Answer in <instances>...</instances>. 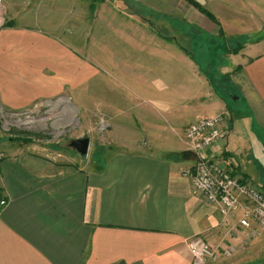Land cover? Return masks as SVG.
I'll return each instance as SVG.
<instances>
[{
    "label": "crops",
    "instance_id": "0c3cea01",
    "mask_svg": "<svg viewBox=\"0 0 264 264\" xmlns=\"http://www.w3.org/2000/svg\"><path fill=\"white\" fill-rule=\"evenodd\" d=\"M83 1L0 0L13 18L42 19L27 33L36 47L61 53L57 76L39 79L48 89L86 83L83 61L68 54L78 48L68 31L59 25L64 36L56 38L39 27L71 11L77 23L90 10ZM101 1L105 26L91 40L90 97L113 116L116 147L89 164L30 149L0 162V201L9 202L0 217V264H191L186 241L194 236L222 252L208 264H264V230L253 236L236 218L224 219L184 176L197 160L185 130L228 114L229 132L209 156L264 188V1L194 0L211 17L190 4L181 27L180 0ZM144 18H163L172 40ZM180 31L184 42L176 40ZM32 61L26 64H40ZM201 65H216L217 77ZM236 93L242 101L233 103Z\"/></svg>",
    "mask_w": 264,
    "mask_h": 264
},
{
    "label": "rangeland",
    "instance_id": "374dc122",
    "mask_svg": "<svg viewBox=\"0 0 264 264\" xmlns=\"http://www.w3.org/2000/svg\"><path fill=\"white\" fill-rule=\"evenodd\" d=\"M50 1L52 2V0ZM60 1L58 0V3H56L57 7L60 5ZM71 1L74 3V0ZM262 1L264 0H259L261 6ZM51 5L52 7L55 6V4ZM82 5L83 7L90 5L91 11L89 10L87 15L82 12V17L79 18L77 23L73 11L66 13V17L63 16L62 18L61 16L60 21L58 17L47 18L46 20L50 25L41 23L42 21L39 23V27L48 31L53 30L52 33L48 34L56 38L64 36L58 32V29H60L58 26H62V28H65L64 30L68 31L65 35L70 37L72 45L78 47L68 51L72 58L83 61V77L86 83H83L76 90L68 84L62 89L56 87L48 89L45 83H39L42 82L39 79H43L44 76H46L45 78H50L51 75L57 76L58 70L61 68L59 61L61 53L58 54L59 51L36 47L33 33H27V31L33 30L31 28L33 21L42 19L13 18L7 14L8 12L0 3V65L3 62L5 63L0 70V151L4 152L7 157L16 151L30 149L43 154H65L67 157L70 155L82 164H85V162L89 164L93 159L104 158L103 155L106 152L108 153L116 147L113 144V124L115 123L113 116L108 114V109H97L96 106H92L91 84L89 82L93 52L91 40L92 37L99 34L100 27L105 26L103 22L105 18H101L100 13L106 10L107 7L102 5L101 0H84ZM189 5L188 2L185 3L180 0V10H184L180 12L178 18L180 27L187 24L184 15L186 14L185 9L189 8ZM191 6L196 9L195 6ZM86 8L88 9V7ZM142 20H145L149 26H156V35H162L166 40H172L171 35H175L164 30L165 26H170L163 21V18H144ZM212 21L219 25L216 18H213ZM177 36L176 40L179 42L186 40L185 34L183 35L181 31ZM12 37L19 45L9 43ZM1 41L9 43L7 48L1 45ZM33 46L35 48H28ZM63 53L66 54V51H63ZM44 57L49 66L42 65ZM33 58L36 62L39 61L40 64L32 66ZM15 60H18L17 66L13 64ZM28 61L32 63L27 65ZM215 66L201 65L198 68L203 70L204 73L206 72L205 74H208L210 78H216L217 69ZM223 89L224 87H222ZM17 97L19 100H15ZM230 100L233 103H238L242 101V98L239 99V95L236 93L230 97ZM124 120H122L123 126L126 127L125 124L129 126L130 117ZM86 136L91 139L87 156H81L76 152H68L59 147L66 139ZM184 140L187 143L186 138ZM66 161L73 162L70 157L66 158ZM97 165L99 166V164Z\"/></svg>",
    "mask_w": 264,
    "mask_h": 264
},
{
    "label": "built area",
    "instance_id": "2783aa9c",
    "mask_svg": "<svg viewBox=\"0 0 264 264\" xmlns=\"http://www.w3.org/2000/svg\"><path fill=\"white\" fill-rule=\"evenodd\" d=\"M228 118V114L203 118L186 129L189 150L197 160L193 169L187 170L184 176L190 178L194 188L207 202L218 208L224 219L236 218L240 227L255 236L264 230V188L231 170L222 158L209 156L214 145L228 134ZM6 157L0 151V162ZM8 204L7 200L0 201V217ZM186 244L192 257L191 264H208L222 254L202 236H194ZM234 252L235 248L230 246L223 255L230 258Z\"/></svg>",
    "mask_w": 264,
    "mask_h": 264
},
{
    "label": "water",
    "instance_id": "95a60500",
    "mask_svg": "<svg viewBox=\"0 0 264 264\" xmlns=\"http://www.w3.org/2000/svg\"><path fill=\"white\" fill-rule=\"evenodd\" d=\"M90 143V137L86 136L83 138L66 139L59 147L69 152H76L81 156H87L90 149Z\"/></svg>",
    "mask_w": 264,
    "mask_h": 264
},
{
    "label": "trees",
    "instance_id": "16d2710c",
    "mask_svg": "<svg viewBox=\"0 0 264 264\" xmlns=\"http://www.w3.org/2000/svg\"><path fill=\"white\" fill-rule=\"evenodd\" d=\"M187 1L189 4L195 6L196 8L200 9L203 13H206L209 17L210 16V13L207 12L205 9H203L202 7H200L194 0H185ZM242 49V48H241ZM241 49H238V50H241ZM238 52V51H237Z\"/></svg>",
    "mask_w": 264,
    "mask_h": 264
},
{
    "label": "bare ground",
    "instance_id": "6f19581e",
    "mask_svg": "<svg viewBox=\"0 0 264 264\" xmlns=\"http://www.w3.org/2000/svg\"><path fill=\"white\" fill-rule=\"evenodd\" d=\"M63 103H64V102H63ZM59 104H61V103H59ZM59 104H58V105H59ZM64 104H65V103H64ZM67 104L70 106V104H69L68 102H67ZM56 106H57V105H56ZM66 106H67V105H66ZM68 109H69V108H68Z\"/></svg>",
    "mask_w": 264,
    "mask_h": 264
},
{
    "label": "flooded vegetation",
    "instance_id": "af4514ba",
    "mask_svg": "<svg viewBox=\"0 0 264 264\" xmlns=\"http://www.w3.org/2000/svg\"><path fill=\"white\" fill-rule=\"evenodd\" d=\"M69 152V151H68Z\"/></svg>",
    "mask_w": 264,
    "mask_h": 264
}]
</instances>
